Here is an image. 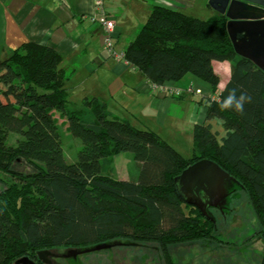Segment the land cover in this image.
<instances>
[{
  "label": "trees",
  "instance_id": "obj_1",
  "mask_svg": "<svg viewBox=\"0 0 264 264\" xmlns=\"http://www.w3.org/2000/svg\"><path fill=\"white\" fill-rule=\"evenodd\" d=\"M227 22L224 14L203 19L156 5L124 51L154 85L191 73L219 93L208 98L207 117L220 119L226 132L221 136L211 122L194 125L190 157L158 132L112 116L95 96L69 108L73 70L61 68L55 48L27 42L0 62V171L15 179L0 191V264L23 257L40 263L39 250L120 238L156 243L164 263L176 264L175 246L218 237L215 221L183 201L174 181L204 158L244 186L264 237V70L237 54ZM213 61L231 62L221 91ZM233 88L251 97L243 114L219 109ZM53 110L82 142L76 161L66 159ZM11 132L22 135L15 145L7 143ZM122 152L133 153L138 177L120 180L106 170ZM21 161L32 171H15Z\"/></svg>",
  "mask_w": 264,
  "mask_h": 264
},
{
  "label": "crops",
  "instance_id": "obj_2",
  "mask_svg": "<svg viewBox=\"0 0 264 264\" xmlns=\"http://www.w3.org/2000/svg\"><path fill=\"white\" fill-rule=\"evenodd\" d=\"M156 5L199 18L221 14L209 0H108L106 13L116 24L117 52L124 53ZM97 14L95 0H0V62L27 42L51 46L62 56L61 68L73 70L67 82L70 101L82 103L85 97L95 96L106 103L112 116L158 132L183 156L190 157L193 147L189 152L182 151V135L193 137L196 124H216L215 119L207 117L208 98L214 94L211 84L187 73L179 81L164 83L184 89L181 96L157 87L132 63L109 52L104 28L94 21ZM213 66L220 76L221 91L230 79L231 62L213 61ZM86 118L91 120L92 116L86 114ZM110 162L106 170L120 180L139 175L133 153H119ZM188 247L180 244L173 250ZM263 254L264 250L261 264Z\"/></svg>",
  "mask_w": 264,
  "mask_h": 264
},
{
  "label": "rangeland",
  "instance_id": "obj_3",
  "mask_svg": "<svg viewBox=\"0 0 264 264\" xmlns=\"http://www.w3.org/2000/svg\"><path fill=\"white\" fill-rule=\"evenodd\" d=\"M201 18H209V15H199ZM81 101H71L69 108H82ZM58 119L59 132L62 139L64 153L67 161L77 160L78 151L82 146L79 138L73 136L67 130L66 117L54 111ZM88 116V114H87ZM64 119V122L61 121ZM215 130L222 136L226 129L220 119H215ZM172 132L169 131V134ZM173 134V133H172ZM189 133L182 135L181 149L189 152L193 147V137ZM22 135L11 132L8 135L7 143L15 145ZM132 153V152H129ZM15 171L29 173L32 171L30 166L24 161L17 162L13 168ZM15 179L9 173L0 171V191L6 188ZM215 216L216 239H202L187 242L184 250L174 251L176 264H261V253L264 250V237L259 234L261 225L258 221L251 205L248 194L243 189H238L236 196H232L229 210L221 214L219 210L212 209ZM207 217V216H206ZM218 239V240H217ZM221 241L225 242L220 243ZM111 247L99 250L84 251L92 248L96 244L86 247H58L51 251L58 256H53L54 264H165L160 248L156 243H137L128 239H117L107 241ZM230 243V244H229ZM73 249L80 252L76 257L66 255ZM13 264H22L13 262ZM42 264V263H39Z\"/></svg>",
  "mask_w": 264,
  "mask_h": 264
},
{
  "label": "water",
  "instance_id": "obj_4",
  "mask_svg": "<svg viewBox=\"0 0 264 264\" xmlns=\"http://www.w3.org/2000/svg\"><path fill=\"white\" fill-rule=\"evenodd\" d=\"M209 4L228 18L227 29L238 55L252 60L264 70V0H209ZM178 195L188 204L200 209L204 216L215 221L212 209L221 214L229 210L232 196L244 186L217 162L204 158L189 165L174 179ZM111 243H98L84 251L111 247ZM78 249L63 255L76 257ZM43 264H54L51 250H39ZM22 264H38L29 257L17 260Z\"/></svg>",
  "mask_w": 264,
  "mask_h": 264
},
{
  "label": "built area",
  "instance_id": "obj_5",
  "mask_svg": "<svg viewBox=\"0 0 264 264\" xmlns=\"http://www.w3.org/2000/svg\"><path fill=\"white\" fill-rule=\"evenodd\" d=\"M108 0H95L97 8V16L94 21L98 22L104 28V41L109 52L117 57V59H125L124 53H119L115 49V21L111 19L106 13V3ZM162 90H167L169 94L175 96H181L184 93V89L177 88L175 86H168L166 84L156 85ZM213 100L219 99V93L216 92L211 95Z\"/></svg>",
  "mask_w": 264,
  "mask_h": 264
},
{
  "label": "clouds",
  "instance_id": "obj_6",
  "mask_svg": "<svg viewBox=\"0 0 264 264\" xmlns=\"http://www.w3.org/2000/svg\"><path fill=\"white\" fill-rule=\"evenodd\" d=\"M250 100L251 97L245 92H239L238 94V90L233 88L219 103V109L221 111H234L238 114H243L244 105Z\"/></svg>",
  "mask_w": 264,
  "mask_h": 264
},
{
  "label": "flooded vegetation",
  "instance_id": "obj_7",
  "mask_svg": "<svg viewBox=\"0 0 264 264\" xmlns=\"http://www.w3.org/2000/svg\"><path fill=\"white\" fill-rule=\"evenodd\" d=\"M37 262V261H36ZM41 263V262H40ZM39 264V263H38ZM43 264V263H42Z\"/></svg>",
  "mask_w": 264,
  "mask_h": 264
}]
</instances>
